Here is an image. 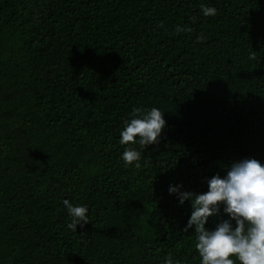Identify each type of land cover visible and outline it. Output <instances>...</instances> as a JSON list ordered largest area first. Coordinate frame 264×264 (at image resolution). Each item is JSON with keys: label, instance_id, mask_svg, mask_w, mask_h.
<instances>
[{"label": "trees", "instance_id": "16d2710c", "mask_svg": "<svg viewBox=\"0 0 264 264\" xmlns=\"http://www.w3.org/2000/svg\"><path fill=\"white\" fill-rule=\"evenodd\" d=\"M152 107L159 144L121 145ZM245 158L264 165V0H0V264H200L169 188Z\"/></svg>", "mask_w": 264, "mask_h": 264}, {"label": "clouds", "instance_id": "9594fccd", "mask_svg": "<svg viewBox=\"0 0 264 264\" xmlns=\"http://www.w3.org/2000/svg\"><path fill=\"white\" fill-rule=\"evenodd\" d=\"M204 16H215L216 9L201 5ZM191 31V29L176 27V32ZM256 59V52L248 57ZM133 118L126 120L120 133L119 143L130 145L139 143L142 149L159 144L162 130L166 126L163 113L156 107L151 109H133ZM137 137L139 140L137 141ZM142 153L132 147H125L121 156L125 167L133 165L140 167ZM208 191L205 193L181 192L182 185L170 186L169 193H176L180 204L191 201L192 213L184 229L194 227L196 241L194 248L202 258L200 264H234L230 259L236 256L240 264H264V165L254 158H245L232 162L226 175L219 174L206 180ZM71 222L69 229L76 232L77 225L81 228L87 224L88 208L86 205H73L68 200L63 201ZM223 212L229 219L219 222L214 230H208L205 225L209 217ZM232 221H235L233 227ZM165 264H181L171 257L165 258Z\"/></svg>", "mask_w": 264, "mask_h": 264}]
</instances>
